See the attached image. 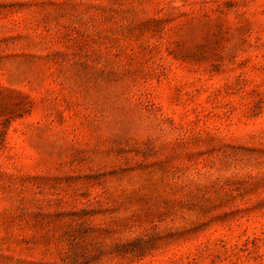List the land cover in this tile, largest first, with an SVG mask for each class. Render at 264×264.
Segmentation results:
<instances>
[{"label": "rangeland", "instance_id": "1", "mask_svg": "<svg viewBox=\"0 0 264 264\" xmlns=\"http://www.w3.org/2000/svg\"><path fill=\"white\" fill-rule=\"evenodd\" d=\"M0 264H264V0H0Z\"/></svg>", "mask_w": 264, "mask_h": 264}]
</instances>
